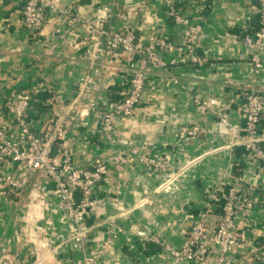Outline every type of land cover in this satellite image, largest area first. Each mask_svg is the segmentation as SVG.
Returning <instances> with one entry per match:
<instances>
[{"label":"crops","instance_id":"obj_1","mask_svg":"<svg viewBox=\"0 0 264 264\" xmlns=\"http://www.w3.org/2000/svg\"><path fill=\"white\" fill-rule=\"evenodd\" d=\"M175 1L183 13L202 23L198 49L208 55V61L200 66L181 64L167 76L148 73L132 114L114 119L111 140L101 132L88 104L92 98L124 93L128 84H123V77L112 71L102 85L76 101L63 138L76 165L88 167L97 154L109 157L143 140L153 141V155L168 159L166 171L135 157L125 164H109L94 186L97 207L87 217V250L95 264H204L176 262L150 236L180 245L201 210L207 212L212 230L225 195L220 173L227 169L239 173L243 180L239 192L253 202L246 216L237 217L236 264H264V161L254 160L242 145H230L214 109L193 100L194 93L202 98L217 96L225 100L231 120L243 123V90L250 85L252 64L249 49L230 34L252 33L257 28V2ZM61 3L84 15L106 17L117 28L133 26L142 36L182 38V28L167 15L163 0ZM22 4L23 0H0V124L14 132L16 125L3 105L7 95L17 91L33 95L30 112L38 130L52 112V99L73 98L77 81L87 70L81 27L70 16L48 11L33 30H27ZM258 80L264 83V67ZM34 107L41 111L34 114ZM184 124L201 130L188 140L181 139L176 132ZM260 127L264 132V122ZM2 167L16 176L25 172L23 164L14 160H4ZM51 187L41 170L32 172L27 185L16 192L0 184V264H81L83 253L70 239L73 222ZM210 257H215L213 252Z\"/></svg>","mask_w":264,"mask_h":264},{"label":"built area","instance_id":"obj_2","mask_svg":"<svg viewBox=\"0 0 264 264\" xmlns=\"http://www.w3.org/2000/svg\"><path fill=\"white\" fill-rule=\"evenodd\" d=\"M256 2L257 28L252 33L230 34L249 49L252 64L250 85L243 94V123L231 120L225 100L217 96L202 98L194 93L193 100L199 105L214 109L217 121L222 126L220 131L230 137V145H242L254 160L264 161V132L260 127L264 113V83L258 80V74L264 67V0ZM175 3V0H163L167 15L182 28L180 41L161 34L142 36L135 27L129 25L117 28L110 24L106 17L84 15L64 6L61 0H23L21 15L27 30H33L48 11L55 12L58 17L70 16L81 27L83 58L87 70L79 77L77 92L73 98L68 101L52 99V112L38 130L33 127L28 116L31 94L28 91H17L5 97L3 105L15 123L16 130L11 131L0 124V184H7L11 192H16L27 185L32 172H44L52 182L51 192L59 196L61 206L73 222L70 239L77 243L83 253L81 264L96 262L95 257L87 250V217L96 210L94 186L106 175L109 164H125L135 157L146 166L166 171L168 159L153 155V141L143 140L141 144L132 143L127 149L114 152L109 157L97 154L91 158L88 167L76 165L72 160L71 150L63 141L76 110V101L91 88L102 85L104 76L112 71H117L123 77L128 87L121 98L108 102L99 96L90 99L88 104L92 115L99 122L101 132L111 140L114 119L132 114L141 100L148 73L156 72L167 76L171 75L172 68L181 64L204 65L208 61V55L198 49L203 25L183 13ZM2 88L3 76L0 72V91ZM200 130L198 125L184 124L180 126L176 136L188 140ZM8 159L21 162L25 172L16 176L5 170L2 162ZM220 175L226 190L216 225L212 230L207 224V212L201 210L198 219L190 226L188 237L180 245L175 246L154 235L150 236L151 240L159 243L176 262L236 264L233 248L238 237L237 217L246 216L253 202L247 197L243 198L239 192L243 182L240 175L227 169ZM1 249L4 250L5 247L2 246ZM211 252L214 253V258L210 257ZM5 263L8 264L7 261Z\"/></svg>","mask_w":264,"mask_h":264},{"label":"trees","instance_id":"obj_3","mask_svg":"<svg viewBox=\"0 0 264 264\" xmlns=\"http://www.w3.org/2000/svg\"><path fill=\"white\" fill-rule=\"evenodd\" d=\"M123 84L126 85L127 82L123 81ZM244 91H245V89L243 90V94L245 93ZM124 93H125V92H124ZM124 93H121V94L119 93V95H116L115 98H114V96H111V95L108 96V95H107V98H106V99H107L108 102H110V101H115V100H118L119 98H121V97L124 95ZM34 97H35V95H34ZM33 100H34L33 95H31L30 105H29V110H28V116H30V117H31V115H32V113L30 112V108H32ZM42 107H43V106H41V108H42ZM33 109L36 110V112H35L34 114H38V113L41 111V109H39L38 107H34ZM35 117H36V116H35ZM33 118H34V116L31 117L32 122H33ZM260 122H261V123L264 122V113L262 114V117H261ZM33 127H34V126H33ZM232 173H233V174H236V175H239V173H237V171L235 172V171L232 170ZM223 187H224V190H226V185H224ZM223 201H224V200H223Z\"/></svg>","mask_w":264,"mask_h":264}]
</instances>
